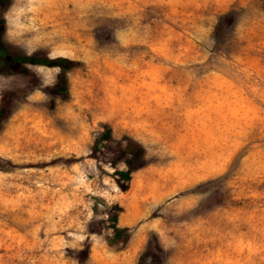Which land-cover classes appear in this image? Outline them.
I'll use <instances>...</instances> for the list:
<instances>
[{"label":"rangeland","instance_id":"1","mask_svg":"<svg viewBox=\"0 0 264 264\" xmlns=\"http://www.w3.org/2000/svg\"><path fill=\"white\" fill-rule=\"evenodd\" d=\"M0 14L11 55L75 62L68 96L0 70V264H264V0Z\"/></svg>","mask_w":264,"mask_h":264},{"label":"trees","instance_id":"2","mask_svg":"<svg viewBox=\"0 0 264 264\" xmlns=\"http://www.w3.org/2000/svg\"><path fill=\"white\" fill-rule=\"evenodd\" d=\"M3 1L4 0H0V3H2ZM4 32H5V20L3 16L0 14V70L11 69L18 73L28 74L29 69L27 68V65H43L47 67H57L61 70L58 77V83L56 86L57 90L60 93H62L64 96L69 95L65 73L67 70L73 68L75 64V62L71 58L65 56L50 57L48 55L43 54L41 51L35 52L31 55H26V54L11 55L6 49L3 42ZM117 175L122 180L125 181L130 180V171H118ZM120 179H117L116 181L117 185L124 190L126 187L121 184ZM110 215H111V219L114 222H116L117 214L110 213ZM113 228L115 232L114 239H117V237H119L122 234L123 230L118 228L116 225H114Z\"/></svg>","mask_w":264,"mask_h":264}]
</instances>
